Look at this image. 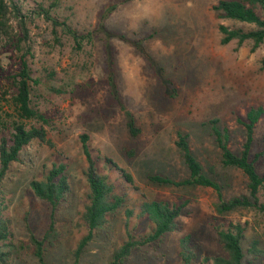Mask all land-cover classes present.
<instances>
[{
	"label": "rangeland",
	"instance_id": "obj_1",
	"mask_svg": "<svg viewBox=\"0 0 264 264\" xmlns=\"http://www.w3.org/2000/svg\"><path fill=\"white\" fill-rule=\"evenodd\" d=\"M26 22L24 43L0 40V139L9 138L13 123L38 127L34 120H20L13 105L15 79L26 61L31 84V106L50 119L47 138L52 146L34 140L12 163L1 189L2 215L11 222L12 241L24 246L10 264H38L27 249V227L41 238L49 221L45 202L29 191L53 163L67 165L71 194L55 213L62 236L45 255L47 264H72L73 251L87 233L81 222L85 158L80 136H88L94 156L109 158L132 182L115 170L107 175L128 208L144 200L179 203L188 200L178 221L179 231L160 243L132 251L124 264H177L180 239L189 236L199 251L217 255L211 226L214 220L246 223V238L258 240L264 249V215L240 209L223 216L214 211L218 194L209 187L157 185L150 175L168 176L178 182L188 175L175 146L177 132L188 135L190 150L202 172L220 187L221 198L248 195L247 178L236 168L223 167L220 151L209 132L208 122L219 120L229 133V148L238 153L245 130L237 123L250 107L264 109V43L250 52V42L220 44V24L230 28H253L234 20H219L212 6L220 0H16ZM112 11L107 15V11ZM42 9V11H40ZM106 16V18H104ZM56 20L60 25H53ZM12 36L20 33L17 20L9 16ZM62 24H65L64 26ZM78 35V43L66 27ZM59 91V93H56ZM125 110L139 132L134 137L126 127ZM264 115L255 125L251 155L262 150ZM264 172V154L256 162ZM122 211L104 231L95 234L78 264H108L114 246L124 239ZM134 224L133 220L130 226ZM139 227H145L140 224ZM247 246V242H243ZM252 264H263L261 259Z\"/></svg>",
	"mask_w": 264,
	"mask_h": 264
},
{
	"label": "trees",
	"instance_id": "obj_2",
	"mask_svg": "<svg viewBox=\"0 0 264 264\" xmlns=\"http://www.w3.org/2000/svg\"><path fill=\"white\" fill-rule=\"evenodd\" d=\"M212 10L219 20H234L253 26L250 29H230L220 24L218 31L221 35V45L235 41L237 47H241L243 43L250 42V52L253 53L264 43V0H220L212 6ZM111 11L112 8L107 11V15ZM10 15L17 20L21 33L15 40L12 36V27L8 24ZM24 17L26 16L21 14V8L16 0H0V40L15 42L19 48V45L24 43L28 37ZM52 23L53 25H60L56 20ZM66 30L78 43L80 36L78 38V34L68 27ZM260 68L264 70V57L260 60ZM14 79L16 91L12 100L19 119L34 120L40 125L26 128L23 123L15 122L9 138L2 137L0 139V264H10L11 259L19 257L20 251L24 248L22 245L17 246L12 241L11 222L2 215L4 210L2 182L11 164L20 160L21 151L30 142L36 140L41 144L52 146L51 141L47 138L45 128L50 127V119L39 109L31 106V84L38 86L40 82L31 77L24 58ZM122 109L126 118V127L134 137L139 130L134 125L135 122L131 113L124 107ZM263 115L264 109L262 107H250L243 117L236 118L237 123L245 130V141L238 153H234L229 148L228 130L219 126V120L213 119L208 122L210 135L220 151L221 165L239 169L246 176L248 195L223 200L219 185L202 172L201 165L192 154L187 140L188 135L180 131L176 134L175 146L187 169V177L176 182L168 176L150 175L148 180L161 186L212 188L219 197V202L214 205V211L219 216L240 209H251L264 215V172L259 174L256 170V162L264 154V132L262 150L253 156L251 155L254 128ZM79 139L80 149L86 162V167L83 170L86 189L83 196L81 222L87 233L81 237L73 251L72 264H78L81 254L95 234L104 231L110 220L117 217L121 211L124 218L125 237L117 246L113 247L108 264H124L132 251L160 243L168 234L180 230L181 225L178 219L188 204V200H182L179 203L144 200L139 206L128 208L125 194H120L108 176L100 172L99 163L103 161L105 169L118 171L121 177L129 183L132 182L131 177L120 170L111 159H101L94 156L87 143L88 136L86 134H82ZM66 171V164L53 163L41 180H33L29 184L31 194L36 199L45 202L49 210L47 229L41 238H36L27 227L28 245L26 248L32 250L31 253L38 264H47L46 253L50 248L56 246L62 236L55 220V213L64 205L71 194V183ZM132 220L134 224L130 226ZM140 224H145V227H139ZM211 226L216 235L215 242L221 251L217 255L204 253L201 256V264H252V262L245 260L246 255L251 256L253 260L261 259L264 261V249L259 247L258 240L246 238V223L214 220ZM243 242H247L246 247L243 246ZM198 251V246L189 236L182 237L179 243L177 264H194Z\"/></svg>",
	"mask_w": 264,
	"mask_h": 264
}]
</instances>
